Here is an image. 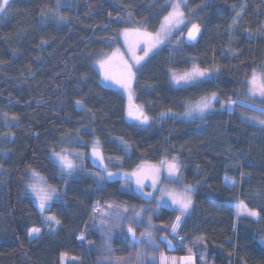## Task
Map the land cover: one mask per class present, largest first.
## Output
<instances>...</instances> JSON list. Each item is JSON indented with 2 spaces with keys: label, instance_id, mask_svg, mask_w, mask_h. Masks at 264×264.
I'll list each match as a JSON object with an SVG mask.
<instances>
[{
  "label": "trees",
  "instance_id": "16d2710c",
  "mask_svg": "<svg viewBox=\"0 0 264 264\" xmlns=\"http://www.w3.org/2000/svg\"><path fill=\"white\" fill-rule=\"evenodd\" d=\"M170 1L10 0L0 12V264H63V256L66 264L122 263L143 245L148 227L135 214L156 201L142 199L129 181L98 188L87 179L83 165L91 167L95 141L110 171L178 159L194 196L179 237L197 264H264V101L252 107L237 102L253 72L264 73V0H187L185 26L136 70V102L147 124L126 121L124 96L102 85L92 65L112 52L122 29L157 33ZM193 24L202 31L197 44L186 40ZM193 69L213 77L172 86V73ZM213 94L219 102L200 120L170 115ZM229 101L233 109L222 110ZM57 154L75 164L71 173L61 172ZM33 173L62 199L48 210L60 222L57 232L30 240L29 230L43 227L27 195ZM226 179L235 185L228 187ZM95 204L111 219L103 228L111 234L104 252ZM240 204L257 216L238 217ZM159 210L151 233L166 252L163 237L175 244L174 254H186L171 236L176 210Z\"/></svg>",
  "mask_w": 264,
  "mask_h": 264
},
{
  "label": "rangeland",
  "instance_id": "374dc122",
  "mask_svg": "<svg viewBox=\"0 0 264 264\" xmlns=\"http://www.w3.org/2000/svg\"><path fill=\"white\" fill-rule=\"evenodd\" d=\"M177 2L180 3L181 5L180 10L184 14L182 22L179 23L176 27L172 28L170 34L162 35L160 37V39L162 40V43H160L158 47L153 48V50L149 52L147 56L144 55V49L148 47L149 44L146 41L145 37L140 35V33H144L147 31L143 29H122L118 33L117 37L115 38V41L113 40L114 47H113L112 52L105 53L101 55L100 57L94 59L92 62V65L94 66V68L96 69V71L98 72L100 76L101 84L104 85L105 87L118 91L124 96L126 100V121L128 123L136 124V125H143L142 123H140V121L134 120L129 116L130 109L133 112H135L136 109L139 108L145 114L144 109L136 102L135 91H134L136 70L142 65H144L160 49L167 46L170 43V41L176 37V35L179 33L182 27L185 26L187 22V18L185 14V7L187 4V0H171L170 1L171 11H172V4L177 3ZM126 30H127V35L125 36L124 33ZM158 32H160V30ZM157 33H150V34L153 37H155ZM140 57H144V59H142L139 64H136L135 63L136 59ZM101 61L105 62L103 66H101ZM126 64L132 66V71L134 73V78L131 80V84H130V91H126L124 88L120 87L118 83H116V80L123 79L126 76V72H125ZM193 70L187 73H181V74L172 73L171 79H170L172 86L175 88H181V87L201 83L202 81L211 79L213 77L212 72L203 71L207 73L206 76L196 77L195 80H192L189 82H185L184 80H180L179 83L176 82L180 77L185 76V74L192 73ZM256 73L258 75L264 74L262 72H256ZM105 76H109L111 77V79H105ZM250 87L251 86L249 84L245 88V90L238 95L237 102L249 104L252 107L255 103L263 102L264 96H261L258 91L255 95H253L249 91ZM212 96L213 95L205 99H202L198 102L188 104L186 112L180 116H174L173 114H170V115L173 117L182 119V120H186V121L200 120L207 113L214 110L215 104L219 102V97L217 95H215V99H212ZM204 100H207V102L210 104V107L207 110H205V112L202 115L195 111L192 112L191 115H187L190 109L195 108L201 101H204ZM221 106H222L221 107L222 110L230 111L233 109L234 103L231 106H229V102H224L221 104ZM148 122H149V119H148ZM94 149L96 151L95 155L93 154ZM88 161L90 162L91 167H87L86 166L87 161H84L83 170L84 172L87 173L86 178L94 181L98 188L103 187V185L107 181H117V180L129 181L130 183H132L133 191L137 193V195H139L142 199L147 200V201H153V200L156 201L154 208L153 207H142L136 211L137 213L143 210L140 216H136V220L138 223L144 222L145 224H147V227H148V229L146 228L147 233L152 232L150 231L152 230L151 229V226H152L151 217L153 213L155 215L159 214L160 212L159 208H162L165 206L171 207L172 209L176 210L177 212L176 217L180 216L178 206L173 203V197L179 198L180 196L185 194L186 188H190L191 191L187 194L191 196L192 206L189 209L187 214L181 216V222H180L179 227L176 230V234H173L171 231L172 238L176 242L179 240V236H180L179 232H180L181 227L184 224L185 218L188 215H191L193 212L194 196L192 193V188L186 186L183 183L182 166H181V163L178 161V159L166 157L158 163H147V162L142 163L132 171H125V170L110 171L107 169L103 151L99 143L95 141L90 148V153L88 155ZM170 163H175L178 166L179 171L176 172L175 175L169 174L168 165ZM59 164L61 166V172L64 174L71 173L73 169H75V164L73 162L72 164L74 165V167L72 169L62 168L61 162ZM108 173H113L114 175L108 178ZM133 173H136V175H132ZM137 178H139L142 181V185H143L142 187L137 185V182H136ZM154 180H155V186H153ZM225 184L231 188L235 185V182L229 179H226ZM30 185H35L37 191L33 192ZM42 188L45 189L46 191L52 192L53 194L51 201H49V203L46 205L44 211L40 210V201L37 196V193ZM27 195L36 204V206L38 207L41 213L42 219H43V227L38 228L40 229V232L33 236H29L28 234L29 239L30 240L37 239L43 233L46 235H50V236L54 235L59 229L60 222L57 223V221L59 220L56 217V215L48 212V210L50 209V207L53 205L54 202L61 201L62 197H61V194L59 193V190L50 188L43 181V179H41L38 175L31 174L29 182L27 184ZM95 208L99 210V217L103 219L102 221L99 222V227L101 228L100 231H103L104 230L103 228H109L107 225L111 223V219L107 211L104 209V207L101 204H95ZM238 211L241 213L238 217L248 216L245 213L249 211L244 207L243 204H240L238 206ZM51 217H55V219H49ZM149 220H151V225L149 224ZM175 223H176V218H175L174 224ZM114 228L120 229V225L115 224ZM98 237H101L100 238L101 243H102L101 251L104 252L110 247L111 234H109L108 231L106 230V231H103L101 236H98ZM141 239L144 242L143 245L141 246L138 245L139 247L134 248V253H133L134 256L129 257L126 262L121 263L119 260L106 259L104 260L105 263L106 264H197L195 256L193 255L192 251L189 248L187 249L186 254L168 253L165 250H163L162 246L157 242V240L155 239L152 233H151V240H149L145 234L141 236ZM263 245H264V241H263ZM67 260H68L67 256H63L62 263L66 264ZM132 260H134V262Z\"/></svg>",
  "mask_w": 264,
  "mask_h": 264
},
{
  "label": "snow or ice",
  "instance_id": "6c2138e0",
  "mask_svg": "<svg viewBox=\"0 0 264 264\" xmlns=\"http://www.w3.org/2000/svg\"><path fill=\"white\" fill-rule=\"evenodd\" d=\"M10 0H0V12H4L6 10V7L9 5ZM181 9V5L179 2L172 4V11H170L168 13L167 16L164 17V21L160 26V32H158L156 34L155 37H153L150 33L144 32V33H140V35H142L143 37H145L146 41L148 42L149 46L146 47L144 49V55L147 56L149 54V52H151L153 50V48L158 47V45L160 43H162V40L160 39V37L162 35H168L171 33L172 28L176 27L179 23L182 22L183 20V12L180 10ZM61 19H63V17H61ZM200 32V28L198 25L193 24L192 28L188 31V40L193 41L196 39L197 34ZM124 35H127V30L125 31ZM115 55V54H114ZM111 59V58H109ZM144 59V57H140L137 58L135 63L139 64L140 61ZM104 61H101V66L104 65ZM125 72H126V76L123 79L120 80H116V83H118L120 85V87L124 88L126 91H130V84H131V80L134 78V73L132 71V66L131 65H125ZM207 73L200 71L199 69H194L192 73H188L185 74V76L180 77L176 82L179 83L180 80H184L185 82H189L192 80H195L196 77H202V76H206ZM105 79H111V77L109 76H105ZM250 84V89L249 91L255 95L257 93V91L259 92V94L261 96H264V74H260L258 75L255 71L252 74V77L249 81ZM131 98V97H130ZM212 99H215V94H213ZM78 104H80V101H77ZM233 103H235L234 101H229V106H231ZM210 107V104L207 102V100L201 101L195 108H192L188 111L187 115H191L192 112H198L201 115L205 112V110H207ZM129 116L134 119V120H138L140 121V123L142 124H146L148 123V117L143 113L142 110H140L139 108L136 109L135 112H133L131 109L129 110ZM261 124H264V120L260 121ZM93 154H96V151L94 149ZM57 158L60 160L62 168H67V169H72L74 167V165L72 164L71 161H69L67 159V157L62 156L57 154ZM169 167V174L170 175H175L176 172L179 171L178 166L175 163H170L168 165ZM33 175H37L36 173H33ZM114 174L113 173H108V178L112 177ZM128 175V174H126ZM132 175H136V173H133ZM137 185L142 187V181L137 178ZM153 186H155V180L153 181ZM30 187L32 188L33 192H36V187L35 185H30ZM191 191L190 188H186L185 189V194L180 196L179 198L173 197V203L176 204L178 206V210L180 212V216L176 217V223L172 225L171 231L173 234H176V230L180 225L181 222V216L185 215L188 213L189 209L192 206V200H191V196L188 195L187 193H189ZM52 192L46 191L45 189H40L39 192L37 193L38 199L40 201V210L44 211L46 205L49 203V201H51L52 199ZM150 195V194H149ZM143 210H141L140 212H137L135 215L136 216H140L141 212ZM241 213L238 211L237 215L239 216ZM248 216H257V213L255 212H246L245 213ZM49 219H55V217H51ZM57 223H59V221H57ZM149 224L151 225V220H149ZM40 232V229L38 228H33L29 231V236H33L36 235ZM128 232L132 233L133 238H135V232L129 228ZM145 235L147 236V238L149 240H151V233H145ZM81 240L84 239L83 236L79 237Z\"/></svg>",
  "mask_w": 264,
  "mask_h": 264
},
{
  "label": "water",
  "instance_id": "95a60500",
  "mask_svg": "<svg viewBox=\"0 0 264 264\" xmlns=\"http://www.w3.org/2000/svg\"><path fill=\"white\" fill-rule=\"evenodd\" d=\"M191 28H192V26L187 30V33H186V40H187V42H189V43H191V44H197V43L199 42V40H200V37H201V33H202L201 28L199 27V28H200V32L197 34L196 39L193 40V41H190V40H188V31H189ZM128 229H129V228H128ZM128 229H127V233H128V235H129V237H130L131 242H133V243L136 244V245H139L141 242H140V240L138 239V237L136 236V234H135V238H133L132 233L128 232ZM131 229H132V228H131ZM132 230H133V229H132ZM133 231H134V230H133ZM134 232H135V231H134ZM162 242L165 244L167 252H169V253H174V252L176 251V246L174 245V243H173L169 238H167V237H163V238H162Z\"/></svg>",
  "mask_w": 264,
  "mask_h": 264
},
{
  "label": "built area",
  "instance_id": "2783aa9c",
  "mask_svg": "<svg viewBox=\"0 0 264 264\" xmlns=\"http://www.w3.org/2000/svg\"><path fill=\"white\" fill-rule=\"evenodd\" d=\"M179 246L183 249L190 247L189 243L185 242L183 239L180 240Z\"/></svg>",
  "mask_w": 264,
  "mask_h": 264
}]
</instances>
